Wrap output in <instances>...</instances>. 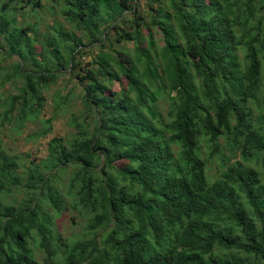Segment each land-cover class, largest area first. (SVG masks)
<instances>
[{
	"label": "trees",
	"instance_id": "1",
	"mask_svg": "<svg viewBox=\"0 0 264 264\" xmlns=\"http://www.w3.org/2000/svg\"><path fill=\"white\" fill-rule=\"evenodd\" d=\"M142 1L56 2L70 30L55 21L45 35L16 13L54 0H0V85L22 80L0 96L1 123L19 132L38 120L43 91L67 74L94 115L84 126L73 114V139L53 138L23 174L0 139V264L264 263V175L252 167L264 170V0H145L146 14ZM90 46L99 50L82 68ZM52 119L29 137L48 135ZM14 188L28 200L4 202ZM67 208L86 235L62 249L54 230Z\"/></svg>",
	"mask_w": 264,
	"mask_h": 264
},
{
	"label": "rangeland",
	"instance_id": "2",
	"mask_svg": "<svg viewBox=\"0 0 264 264\" xmlns=\"http://www.w3.org/2000/svg\"><path fill=\"white\" fill-rule=\"evenodd\" d=\"M62 0H54L55 5L53 9H51V5L54 2H50L49 4L46 2L42 3V8L37 9V14H30V7H26L25 9H20L16 13L17 21L20 23V26L26 28V23L30 22L34 24L38 21L37 28L39 29V34L50 35L49 30L47 29V25H55L51 24L55 21L61 22L62 24H58L63 28L65 32L70 30L68 23L64 20V17L59 12V6L56 2ZM143 8L146 1L142 2ZM29 12V13H28ZM147 11L144 8L143 14H146ZM130 17V16H129ZM131 18V17H130ZM160 34L155 35V39L159 40ZM161 45V43H159ZM120 47H125L127 49H132L133 43L132 41L121 45ZM99 50V47L90 46L82 50V54L80 55V62L82 63V68L89 66L91 62L92 56H95ZM14 62V58L3 59L2 65L3 67H9ZM83 72V71H82ZM4 74L2 72L0 76ZM122 83L125 84V80L121 79ZM22 80H14L11 82H6L3 85H0V96L1 98H5L8 95H16L17 92L14 90V87H19L21 85ZM84 83V82H83ZM81 83L78 81V77L74 75H61L58 77L57 81L53 84H50L49 87L43 91L42 95L45 98V102L43 104V108L38 116V120L31 121L26 123L22 130L19 132L13 131L12 128L6 124L1 123L0 119V139L2 152L8 157L12 158L14 156H18V164L19 169L18 173L23 174L26 173L24 166L28 164H39L41 160L45 159L48 155V144L53 138L60 139L61 143L66 145L68 140L73 139V134L77 132V130L73 127L71 123V119H73V114L78 119V122L81 124L87 125L91 123V116L94 117L93 113L88 114L85 112V107L83 101L81 99L82 96V87ZM14 85V86H13ZM117 86V83H115ZM264 93V87H263ZM57 94L61 96H66V102L62 103L61 107H55V103L53 99ZM169 100L167 97H161L157 100L155 106L157 110L160 111L161 119L166 121L167 111H168ZM1 112V108H0ZM53 117L50 126L52 128L51 132L45 137L35 139L29 136L35 135L37 130H40V122L39 120H48ZM88 128V126H87ZM92 127L89 128L91 130ZM235 160H238L236 158ZM233 162V161H232ZM217 165L218 160H215L209 163L206 168V175L211 176L210 180L213 181L215 179L214 174H217ZM23 166V167H21ZM252 167H255L259 170L261 176L264 175V170L259 166L252 164ZM73 167L67 165V170L65 172L60 173V177L56 182V186L59 190H61L58 186L62 184H67L68 179L72 173ZM261 184L264 185V177L262 176ZM65 187L62 190L65 191ZM61 190V191H62ZM30 194V193H29ZM4 202H14L15 205H18L19 202L24 199L28 200L26 195V191L22 188H14L11 194H7L4 196ZM42 211L53 214V210L47 205H42ZM83 224V225H82ZM84 221L82 218L77 217L76 213L72 210L66 209L65 213L56 218L54 237L58 242L60 240V246L63 249V242L73 244L78 240H81L86 235V231L84 229ZM101 231H97V234ZM103 234V232H101ZM88 239V236H87ZM30 248L34 251V257L39 262L43 261V251L39 248L37 244H31ZM264 264V263H260Z\"/></svg>",
	"mask_w": 264,
	"mask_h": 264
},
{
	"label": "clouds",
	"instance_id": "3",
	"mask_svg": "<svg viewBox=\"0 0 264 264\" xmlns=\"http://www.w3.org/2000/svg\"><path fill=\"white\" fill-rule=\"evenodd\" d=\"M232 160H234V159H232ZM213 161H215V159H213ZM213 161H211V162H213ZM211 162H206V163L209 165V163H211ZM208 165H207V168H208Z\"/></svg>",
	"mask_w": 264,
	"mask_h": 264
}]
</instances>
